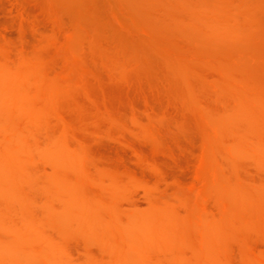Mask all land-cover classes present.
Segmentation results:
<instances>
[{
    "label": "bare ground",
    "instance_id": "bare-ground-1",
    "mask_svg": "<svg viewBox=\"0 0 264 264\" xmlns=\"http://www.w3.org/2000/svg\"><path fill=\"white\" fill-rule=\"evenodd\" d=\"M11 1H19L17 5H20L19 7H21V9L19 7H16L15 11L17 9L22 10L21 5L23 1ZM11 1L8 0L9 3ZM34 1L35 0H33L32 2L34 3ZM202 1L204 3L202 2L198 4L199 8L197 10L199 11H197L198 13L196 14V21H194L197 22V25L195 24V26H202L205 29L207 36L212 40L220 37H223L224 39L231 38L232 36H234V34L237 33L236 30L238 28L239 16H245L246 13L248 14V12H246L247 9L245 5V7H238L239 5L237 7H230V4L228 5L227 2L225 3V1L216 2L215 0V3L213 2L211 4H205V1ZM228 2L230 1L228 0ZM42 3L43 2L41 0L40 4H38V7L42 5ZM11 4L12 3H10V5ZM185 5L187 6V4ZM189 5L190 4H188V6ZM25 6L28 7L26 4ZM193 7L195 9V6ZM40 8H42V6ZM45 8L49 12L51 22L54 25L59 26L61 23L59 20L57 8L50 3H48ZM28 9L30 10V8ZM184 9L187 10V7H184ZM188 9L190 8L188 7ZM20 10L17 11L18 14ZM33 10L40 11L41 9L35 7V9ZM43 10L42 12L44 13ZM62 10L63 9H61V12ZM23 14L25 15V13ZM39 14L37 15V19L41 17H38ZM44 15L46 19H48L45 13ZM16 16L18 19L17 14ZM75 16H77V14ZM22 18H19L18 20H22ZM29 18H31V16ZM33 19L35 18L33 17ZM18 20L17 27L19 28L20 25L18 26V23L21 24V20ZM40 20L43 19L40 18ZM96 20H94L93 18V21H95L97 24ZM32 22L30 21L28 25L30 23L33 24ZM64 22L62 24H64ZM179 24L175 25L179 26ZM190 24H192V22ZM181 25L183 27L182 23ZM37 26L41 28L40 25L33 24L31 26L34 32H38V29L40 30V28ZM92 27H95L96 29V26ZM31 28H29L30 32L32 31ZM200 28L198 30H200ZM43 29L44 28H42V30ZM77 29L79 31V28ZM189 29L190 28H188V31ZM45 30L46 29H44V32ZM92 30H94V28ZM95 31L96 30H94V32ZM193 31H190L189 33ZM195 31L197 33L196 29ZM97 32L99 33V31H96L95 35H93L92 38L99 35L103 36L102 38L105 39V33L101 35L103 32H101V34H98ZM56 33L54 31L50 33H39V36L35 39L34 42H32V45H29L30 47L24 46L26 40L23 43V38L21 39V43L19 44L11 42L13 40L12 38L11 41H8V39L6 38L2 39L3 41L0 42V264H187V259L182 255L184 251L183 249H185V247H190L192 249L194 257L196 259V264H264V250H257V245H255L256 248L253 246V244L251 243L253 240L251 241V237L249 236L250 232L255 233L258 236L257 238H261L264 242V181H261L258 184L256 183L257 185L253 184L255 186H253L250 182L251 186H253L250 188V184L248 182L246 184H249V186L242 183V180H239L240 182H238V180L234 177H226L223 173L224 171L222 170V172L220 170L221 168L218 165V167H216V165H210V163L212 164L213 161H217V153L223 152L225 150V157L233 167H237L240 158L249 157L261 170L264 171L263 90L261 91V89L259 90L257 88H250V85L249 87L246 86L249 89H244L241 86L242 80H238L228 73L224 74V76L222 75L224 78L220 77L219 75V78H221L220 80L223 79L224 81H221V83L219 84V80L218 84L219 86H222L225 90V93L229 95L227 96L230 97V102L228 101L229 103H225L227 101L224 100L226 108L225 110L223 109L224 111L222 113H215V111L212 113V111L206 110L207 107L206 109H201V112L199 111L201 113L200 121L193 115L195 119L199 121L196 122L194 120L196 122L194 126L199 123V125L196 127H199L200 131L196 129V127L192 128L200 132V134H198L200 138L198 143L201 142V144L197 147H200V152L198 157H195V159L197 160L193 166L192 173H190L189 171L191 170L190 168H192V166L188 169L189 166L185 164L188 167H186L187 171L185 170L186 172H184V176L185 173L188 174L187 172H189L191 180L186 184L180 183L177 189H175V191H173L172 193H161L157 195L156 193L158 192L155 190V188L158 187V183H154L157 185L156 187L155 185H153L155 187L154 188L153 186H151V183L150 185L146 183L150 182V179H148V181H143L142 179L144 177L142 179H138L134 175V173L130 172L127 169H122V167L106 165V163L104 165L97 163L95 158L91 155V152L89 151L90 149L88 148L90 144L88 143L89 145L87 146L86 139L81 136V133L85 131L93 133V131H96L97 129L99 131V122L100 120L105 118L111 126L116 127V133L121 136V132L124 131L126 127L125 121L128 120L126 118L128 115L124 113L126 115L125 118L127 120H125V118L122 119L123 116L121 117L120 115L121 110L114 108L109 103L103 102L104 100H102V103L99 102V104L94 103L93 107L91 104L90 107L93 108V110L87 112L89 108L86 109L84 105L80 104L81 101H79L80 103H78L76 102L78 101L76 100L77 98L75 99L74 97L73 100L75 99L76 101H72L69 98L70 96L67 97L68 95L73 93L72 91L69 94L70 85H73V83L77 82L78 80L81 81V79H79L80 72L85 71L87 66H90L91 64L87 65V63H85L82 59L83 56L81 57V54H78V51H76L75 49L79 48L78 44L80 43V41L78 37L75 38L76 41L78 39L79 43L73 42L75 41V38L72 39L73 36H71L72 38L70 39V32L64 33L62 36H59ZM92 33L93 32L91 31L90 34ZM196 33H194L195 36L197 34L199 35L200 32L197 34ZM27 34L29 33L27 32ZM59 34H61V32ZM106 35L107 34H105V36ZM80 37H83V35ZM97 38H95L96 41L100 39ZM209 38L207 40H209ZM29 39L31 41L33 40V38L31 37H29ZM90 39L91 37H89V43H91ZM95 39H93V41H95ZM14 40L18 41V39ZM28 41L29 40H27L26 42V46H28ZM93 41L92 43H94ZM101 42H103V40ZM207 42L209 43V41ZM96 43V45L99 44L98 41ZM73 44H77V46H72ZM102 44L104 43H101L102 48L100 46L99 47L104 52L105 47H103L104 45ZM96 45L94 46L98 47ZM96 51L98 52L99 50ZM100 53L102 54V52ZM114 53L116 54V52ZM102 55H104L103 57L106 58L105 54ZM167 55L171 57L168 53ZM115 56L117 59V55ZM166 59H164V61ZM176 59L175 60L178 61L179 57H177ZM166 61V65L168 66L169 64V67H171L170 59H168V61H170L169 63ZM182 62H178L177 64H181ZM98 64L99 63L97 62V65ZM109 64L110 63H108V65ZM182 64L185 65L184 63ZM99 65H102V63H100ZM181 65L180 67L174 66V69H185V66H183L182 68ZM172 67L170 69L174 70ZM117 68H119V66ZM95 69L96 71L92 70L94 71V73L98 71V67ZM173 72L178 71L174 70ZM185 72H187V70ZM195 72L198 71H192L191 73ZM117 73L118 72L115 71V75ZM179 73L181 74V72ZM187 74L188 73H185V76H187ZM198 74H196V77H199ZM176 75L177 74L170 76L176 77ZM84 76L86 83L87 76ZM203 76L204 75L201 74V78L204 80ZM82 79L84 80V78ZM179 81H181V79ZM185 82L186 85L190 87V85L188 84L189 82ZM215 82L216 81H214L213 83L216 84ZM204 84L205 82H203V86H206V84ZM87 85L89 86V84ZM75 86L76 85H74V87ZM82 86L83 84L81 86L79 85V87L83 89ZM185 88L187 89V92H189L190 88ZM185 88L183 90H185ZM86 90L87 89L85 88V91ZM190 91L192 92L191 89ZM216 92L217 91H215V93ZM74 93L76 92L74 91ZM191 95L194 94L191 93ZM71 96L73 97L72 94ZM174 96L177 97L178 95L176 96L174 94L173 97ZM192 98L195 99V97ZM66 99L67 102L63 101ZM176 100L177 99H175V101ZM188 101L191 103L193 102L190 100ZM201 101L202 103H205V101ZM200 102H197V104L200 105ZM144 103H148V101H143V104ZM150 104L153 105V103ZM175 104H177V102ZM86 105L87 104H85V106ZM205 105H207V103ZM192 106L196 107V105ZM184 107L185 105L182 106V109H184ZM187 107L188 106H186V108ZM191 107L190 109L193 111L195 109L194 112L196 113L197 110L200 109L198 106L197 107L199 109ZM135 108L136 107L132 109L134 110ZM214 108L215 105L213 107V110ZM217 108H220V106ZM153 110L156 111V107ZM121 112H123V110ZM134 112L138 113L136 110H134ZM160 112L162 113V111ZM167 112L169 113V110H167ZM71 114L73 115V117ZM130 117V120L133 122V124L137 125L140 131L144 132L150 137H154L155 127H152V121L153 119H155V117L158 118L157 116L153 118V116L149 114V122L147 125H142L138 123V116L136 117L135 115H130ZM138 119H140L141 121V118ZM123 120L125 121L123 122ZM169 120L172 121L173 119L171 118ZM178 120L180 119H177V121ZM128 122L129 121H127L126 123ZM185 123L183 125H186L188 122L186 124ZM154 124L156 125L155 122ZM158 126L160 125H157V129H159ZM104 127L107 128V126ZM104 127L102 128L104 129ZM163 127H165V125ZM180 127H182V125ZM108 128L106 129V131L104 130L105 133L108 131ZM111 130L112 129H110L109 131ZM177 130H179V127ZM180 131L182 132L181 129ZM101 132L102 134H105L103 133V130H101ZM185 132L184 134L187 135H189L188 133H190V131ZM92 133L89 135L93 136L94 133L93 135ZM87 134L88 133H86L85 135L84 133V135L86 136L85 138H87ZM118 134L114 135L117 137ZM156 135L159 139V135L155 133V137ZM223 135L228 136V138L227 140L226 137L224 138L227 143L224 144L222 142V145L218 138L221 139ZM95 139L98 141L97 137H95ZM120 140L122 141L123 138H120ZM159 141L161 142L162 140ZM192 141L195 142L194 139ZM124 142L126 143V141ZM163 143L164 142H162V144ZM191 145L190 148H192ZM98 146L99 145H97V147ZM152 146L153 145L151 144V147ZM182 146L184 147V145ZM190 148L188 147V149ZM137 150L138 152L140 151L139 149H136V151ZM102 151L105 150L103 149ZM162 151H164L165 153L167 152V149L163 148ZM115 152L117 153V151ZM119 152H121L120 155H123L121 150ZM138 152V157L136 158H138L141 162L145 163L146 167L147 165H149L150 167H153L156 171V168L159 164L155 162V159L153 160V157L151 158L147 157V155H142V153L146 152ZM169 152L171 153V151ZM158 153L164 154L160 153V151ZM107 156L110 157L108 153ZM112 156L114 155L112 154ZM169 159L171 160L172 158ZM181 160L184 161V159ZM97 161L100 162V159ZM136 163L138 164V162ZM172 163H174V160ZM44 164L49 165L47 166L49 172L42 169L45 168L44 166L41 168V165ZM156 164L158 165L156 166ZM160 166L161 165H159L158 168H160ZM176 166L178 167V165ZM49 167H51V170H49ZM153 168L151 169L154 170ZM181 168L179 165L178 169L183 171L184 168ZM148 169L150 168L148 167ZM162 169L165 170L164 168ZM136 173L138 174V172ZM180 173L181 172H179V174ZM231 173L233 175V173L235 172ZM158 174L161 175V173H157V175ZM163 174L166 175L165 172H163ZM177 174L175 176H177ZM235 174L233 176H236ZM159 175L158 177H160ZM170 175L172 176V174ZM175 176H173L172 179ZM162 177L163 176H161V178ZM177 178L178 177H176L175 180ZM170 179L171 178H169V180ZM179 179H181V177ZM184 179L185 178H183V181ZM158 181L161 182V180L159 179ZM162 181L164 185L165 182H167V180L165 182L164 180ZM135 183L137 185H141L140 187L143 188V194L147 200V206L143 210L141 209V211L139 212L124 214V212L122 213L120 211V205L118 207L117 200L120 197L126 196L131 186H133V184ZM161 185L162 184H160L159 187ZM208 188H212L215 192V207H217L216 209L219 212L218 215H211L209 214L210 212L206 211V208H204V197H206V195L204 196V194H209ZM171 189L169 191H171ZM206 189H208V193L207 191L206 193H204ZM158 191H160V188ZM176 202L183 205H189L185 207V210L187 209V207L189 209L188 216L181 215L182 218L181 216H179L175 207V205H178V203ZM183 216L187 217L183 219ZM188 225H192L191 228L193 227L195 229L194 233L191 234V232L193 231L190 232L187 229ZM73 232H77L78 234H80V236L83 237L84 241L95 243L96 245H98V250H101L104 256L97 257V255L99 254H97L96 256L92 254H86L84 257L82 254L83 257H81V260H79L80 258L76 261L72 260V257L69 255L70 251H67L66 249V240ZM71 238H73V236ZM233 242L238 245L239 250V253L237 255L238 259L236 261L233 259L231 252V244ZM259 249L261 248L259 247ZM89 253H91L90 250Z\"/></svg>",
    "mask_w": 264,
    "mask_h": 264
},
{
    "label": "rangeland",
    "instance_id": "rangeland-1",
    "mask_svg": "<svg viewBox=\"0 0 264 264\" xmlns=\"http://www.w3.org/2000/svg\"><path fill=\"white\" fill-rule=\"evenodd\" d=\"M21 1H23L22 5H21L22 10H20L21 9V7H19L20 5L19 6L17 5L19 1H17V2L11 1L10 2L13 5L16 4L17 6L14 5L15 7L12 4L10 5L8 0H1L0 1V42L3 41L2 39L7 38L8 41H11L13 39L11 42H14L15 44H19V43H21V39L23 38V43L25 42V40H26V42H27V40H29L28 46H26V44H27L26 42L24 43V46L30 47L32 45V42H34L35 39L39 36L38 35L39 33H42V32L43 33H50L53 31L55 33L58 32L56 34L59 36H62L64 33L70 32V39L72 38L71 36H73L72 39H74L75 37L76 38L78 37L80 43L78 42V39L76 41V38L74 39L75 41H73V42L79 43L78 44L79 48L78 49L75 48V49H76V51H78V54L79 53L81 54V57L83 56L82 59L84 60V62L87 63V65L88 64H91V65L90 66L86 65L87 66L86 70L80 72V78L79 79H81V81L78 80L77 82H75L77 84L73 83V85L71 84L72 86L70 85L69 94L72 91H73V93H74V91L76 93H74V94L71 93L73 95V97L71 96V94L68 95L67 97L70 96L69 98L72 101L78 100V101H76L78 103H80L79 101H81L80 104L84 105V107L86 109H88V108L90 109V110L88 109L87 112H90L93 110V108L90 107L91 104L93 107L94 103L99 104V102L102 103V100H104L103 102L109 103L114 108L120 109L121 111L123 110V112L120 111L121 117L123 116L122 119L125 118L126 115H128L126 117L128 120L126 118H125V120L129 121L128 123H126L127 121L123 120V122L125 121V126L127 128L125 127V129H124L125 132L124 131L121 132L122 133L121 136L118 133H116L117 132L116 127L111 126L105 118H104L105 121H104V119L100 120L99 131H98V129L96 131H93L94 135L92 132L89 133V131H85V132L81 133V136L84 139H86L87 146L90 144L88 146V148L90 149L89 151L91 152V155L95 158L97 163H100L103 165L106 163V165L118 166V167H122V169L123 168L127 169L130 172L134 173V175L138 179H142L143 177H144L142 179L143 181H148V179H150L149 180L150 182H146V183H148V185H150V183H151V186L155 185V187H156L157 186L156 184L158 183V187L155 188L153 186L155 188V190L158 192V193H156V191H155V193L157 195L161 194V193H172L173 191H175V189H177V187L180 183L186 184L191 180V176H189V174L192 173L193 166L197 160V159H195V157L197 158L199 155V152H200V147L197 148L201 144V142L198 143L200 140L198 134H200V132H198L199 127H196L199 125V123H197L196 126H194V125L196 122L200 121L201 109H204V108L206 109V107H207L206 110H210V111H212V113L214 111H215V113H222L226 108L225 103L230 102V97H228L229 95L227 93H225V90L222 86H219L221 81H224L223 79L220 80L221 78H219V75H220V77H223L224 74H227V73L231 74L234 78H236L238 80H242V83H241L242 88H244V89L248 88L250 85V88H257L259 90L261 89V91L263 90V92H264V0H229L230 2H228V0H216V2L217 1H221V2L225 1V3L227 2L228 5L230 4L229 5L230 7H237L238 5H239L238 7H240V6L245 7L246 6V9L249 11L246 10V12H248V14L246 13L247 15L245 14V16L244 15L239 16V22L240 23L238 22V28L236 30L237 33H235L234 36H232L231 38H224V39H223V37H220V38H216L213 40L207 36V33L202 26H195V24L197 25V22H194V21H196V14L198 13L197 11H199V10H197L199 8L198 4L202 3L203 2L202 0H197V1L196 0H57V1H55V0L54 1L53 0H42L43 3L39 7H38V4H40L41 0L40 1L35 0L34 3L32 2L33 0H29V1L21 0ZM204 1H205V4H208V3L211 4L213 2L215 3V0H209V1L204 0ZM24 2L28 7L25 6ZM48 3L53 4L57 8L59 20L61 23L59 26L54 25L50 20L49 12L45 8V6ZM241 3L243 4V6ZM30 4H31V6H30ZM185 4H187V6ZM188 4H190V5L188 6ZM191 4H192V6H191ZM34 5L36 8L41 9L40 10L41 13H40V11L33 10V9H35ZM182 5H183V7H182ZM41 6H42V8H40ZM193 6H195V9ZM16 7L17 8L19 7L20 9H17L15 11ZM184 7L185 8L187 7V10L184 9ZM188 7L190 9H188ZM28 8H30V10ZM23 9H24V11H23ZM61 9H63L62 12H61ZM19 10H20V12L18 14L17 11H19ZM32 10H33V12H32ZM42 10L44 11V13L48 17V19H46ZM21 11H23V12H21ZM194 11H196V12H194ZM23 13H25V15ZM32 13H33V15H32ZM112 13H114V14H112ZM16 14L18 15V19L22 18V16H23L22 20L20 19L21 24L18 23V26L20 25L19 28L17 27V20L18 19H17ZM38 14H39L38 17L41 16L40 18L43 20H40V18L37 19ZM76 14L78 17L75 16ZM117 15H119V16H117ZM30 16H31V18H29ZM115 16H116V18H115ZM33 17L35 19H33ZM72 17L74 20L72 19ZM93 18H94V20L97 19L96 20L97 24L95 21H93ZM118 18H119V20H118ZM27 19H28V21H27ZM20 20H18V21H20ZM62 20H63V22L68 21V22H66V25H65V22H64V24H62L63 23ZM26 21H27V24H26ZM30 21L31 22L33 21L32 23L35 25L41 26V28L39 26H37L40 28V30L38 29V32H34L32 30L31 26L33 24L30 23L28 25V23ZM39 21H40V23H39ZM73 21H74V23H73ZM99 22H100V24H99ZM179 22H180V24H179ZM191 22H192V24H190ZM181 23L183 24V27H182ZM24 24H26V25H24ZM78 24H80V25H78ZM175 24H179V26L175 25ZM21 26H22V28H21ZM25 26L26 27L29 26V27L26 28ZM92 26H96V29H95V27H92ZM76 27L79 28V31ZM97 27H98V30H97ZM200 27H202V28H200ZM29 28H31V30H32L31 32H30ZM42 28L46 29L45 32H44V29L42 30ZM93 28H94V30L99 31L100 34H101V32H103L101 35H103L104 33L107 34L106 36L104 34L105 39L102 38L103 36H99L98 32H97L98 36H95L92 38V36L95 35V32H96V31L94 32V30H92ZM188 28H190L189 31H188ZM199 28L201 31L198 30ZM22 29L23 30L27 29V30L23 31ZM195 29L197 30V33L200 32L201 34L199 33V35H198L196 33ZM71 30H72V34H71ZM26 31L29 34H27ZM75 31L76 32L78 31V32L76 33ZM91 31L94 34L93 33L90 34ZM190 31H193L197 35L195 36V34L193 32H191L193 34L189 33ZM60 32H61V34H59ZM202 32H203V35H202ZM147 33H148V35H147ZM17 34H18V36H17ZM32 34H34V35H32ZM81 34L83 35V37H80V36H82ZM149 34H150V36H149ZM192 35L195 37H193ZM4 36H5V38H4ZM29 37L33 38V40L31 41L29 39ZM89 37H91V39H90L91 43H92L93 39H95L97 37L100 38L101 40L100 39L97 40L100 45L99 44L96 45L97 44L96 39H95V41H93L94 42V43H92L93 45L91 43H89L88 42ZM203 37L204 38L208 37L209 40H207L208 38L204 39ZM26 38H28V39H26ZM80 38H82V39H80ZM14 39H18V41L20 39V41L18 42L17 40H14ZM84 39H86V40L88 39V40L86 41ZM102 40H103V42H101ZM207 41H209V43ZM212 41H214V42H212ZM16 42H18V43H16ZM73 42H71V43H73ZM101 43H104V44H102V45H104L103 47H105L104 52L101 49L102 48ZM89 44H91V45H89ZM75 45L77 46V44H75ZM75 45L73 44L72 46H75ZM94 45H96L98 47H95ZM72 46H71V48H72ZM94 48H95V50H94ZM96 50H99V51L97 52ZM106 50H107V52H106ZM112 51H113V53L116 52V54L115 53L114 54L117 55V59H116V56L112 53ZM100 52H102V54H105L106 58L103 57L104 55H102ZM167 53L173 59L171 57H169L167 55ZM185 53H186V55H185ZM166 55L168 56V58ZM107 56H108V58H107ZM185 56H186V58H185ZM112 57L114 58V60ZM124 57H126V58H124ZM177 57H179L178 61H176ZM84 58L86 59V61ZM164 59H166L167 61L166 60L165 61L168 63L171 61L170 66L171 67L173 66L172 67L173 69H174V66L180 67V65L182 63L185 64V65H183V64L181 65L182 68H183V66H185L184 67L185 69H182L183 70V72H182L181 68H178V69L175 68L174 70H176L178 72H173L174 70L170 69L171 67H169V64H168V66L166 65L167 63H165ZM168 59H170V61H168ZM186 59H187V61H186ZM96 61L99 64L102 63V65H99V64L97 65ZM174 61H175V63H174ZM182 61H184V62H182ZM178 62H182V63L177 64ZM92 63L93 64L95 63V64L93 65ZM108 63H110V64L108 65ZM172 63H173V65H172ZM186 64H188V65H186ZM117 65L119 66V68H117L118 67ZM120 66L121 67L123 66V67L121 68ZM90 67L93 69H91ZM97 67H98L97 70L99 72L97 71L98 73L97 72L94 73V71H92V70L96 71L95 68H97ZM99 67H101L102 69ZM124 67L129 68V69H126ZM125 69L127 70V72ZM186 70H187V72H185ZM115 71L118 72L116 75H115ZM171 71L173 72V74ZM192 71H198V72L191 73ZM91 72H93V73H91ZM179 72H181V74ZM111 73H112V75H111ZM182 73H183V75H182ZM185 73H188L187 76H185ZM95 74H97V75H95ZM175 74H177L176 77L170 76V75H175ZM196 74H198L199 77H196L197 76ZM201 74L204 75L203 76L204 80L201 78ZM84 75L87 76L86 77V83H85V76ZM180 75H181V77H180ZM82 78H84V80ZM177 78L179 80L181 79V81H179ZM198 78L202 79V80H199ZM185 81L189 82L188 84L190 85V87L188 85H186ZM214 81H216L215 83L217 85L213 83ZM218 81H219V84H218ZM203 82H205L206 86H203ZM210 82H212V83H210ZM80 83L83 84V86H82L83 89L81 87H79V85L80 86L82 85ZM201 83H202V85H201ZM87 84H89V86ZM74 85H76V86L74 87ZM84 85H85V88L87 89L86 91H85ZM184 86L188 87V89L190 88L192 90V92L190 91V89H189V92H187V89ZM246 86H248V87H246ZM184 88H185V90H183ZM221 88H223V89H221ZM221 90L224 93H222ZM88 91H89V93H88ZM215 91H217V92L215 93ZM219 92H220V94H219ZM187 93H188V95H187ZM191 93L194 95H191ZM174 94L176 96L178 95L177 96L178 98L175 96L173 97ZM185 94L187 95V97ZM86 96H88V97H86ZM74 97H75V99L76 98L77 99L73 100ZM190 97H191V99H190ZM192 97H195V99ZM175 99H177V100L175 101ZM180 99H182V100H180ZM197 99H199V100H197ZM188 100L193 101V102L191 103ZM201 100L205 101V103L204 102L202 103ZM220 100H222V101H220ZM224 100L227 102L224 103ZM63 101L67 102V99L63 100ZM68 101H69V99H68ZM143 101L144 102L148 101V103H144L145 104L144 105ZM169 101L170 102L172 101L171 104ZM196 101L198 103L201 101L200 105H198ZM129 102L130 103L133 102V103L130 104ZM166 102H168L169 104ZM176 102H177V104H175ZM179 102H181V103H179ZM188 102H189V105H188ZM150 103H153V105ZM206 103H207V105H205ZM220 103H221V105H220ZM85 104H87V105L85 106ZM88 104H89V106H88ZM184 105H185V107H184V109H182V106H184ZM192 105H194V106L196 105V107H193ZM209 105H210V107H209ZM214 105H215V108L213 110ZM152 106H153V109H155V107H156V111H158L159 113H161L160 111H162V113L159 114L158 112L153 110ZM186 106H188V107L186 108ZM191 106L193 108H198V107L200 108V109L198 108L199 110L196 109L198 115L196 112H194L195 109H194V111L190 109ZM216 106L217 107L220 106V108H217ZM134 107H136L134 110H136L139 114L134 112V110L132 109ZM137 107H138V109H137ZM208 107H209V109H208ZM166 109L169 110V113L167 112ZM148 113L151 114L153 116V118L155 116L158 117V118L155 117V119H153V121H152V127L153 128L155 127L154 128V131H155L154 137H150V136L146 135L144 132L140 131L139 128L137 127V125L133 124V122L130 120V118H131L130 115H135L136 117L138 116L137 117L138 123H140L142 125H147L149 122V114ZM156 113H158V114H156ZM71 115H70V117H71ZM73 115H74V113H73ZM73 115H72V117H73ZM193 115L197 119H199V121L196 120ZM168 117H169V119L172 118L173 120L172 121L169 120ZM138 118H141L142 122ZM177 119H180L181 121H183V119H184V121L183 122H181L180 120L177 121ZM158 120H160V121H158ZM154 122L156 123V125L154 124ZM160 122L162 124L166 123V124H164L165 127H163L164 125H162ZM185 122L186 123L188 122L189 125H188V123L186 124ZM184 123L186 125H183ZM157 125H160V126H158L159 129L156 128ZM181 125H182V127H180ZM104 126H107V128L109 126L108 131L110 129H112V130L109 132L107 131L105 133L107 128H105ZM183 126H184V128H183ZM102 127H104V129ZM178 127H179V130H177ZM192 127H194V128L196 127V129H198V130H196ZM190 128H192V129H190ZM180 129L182 130L183 133L180 131ZM101 130H103V133H105V134H102ZM97 131H98V133H97ZM185 131H187V132L190 131V133H188L189 135L184 134ZM84 133H85V135H86V133H88L87 138H85L86 136L84 135ZM91 133L93 136L89 135ZM155 133L158 134L161 139L160 138L158 139L157 135H156V137H157L156 138ZM114 134H118L117 137ZM183 134H184L185 138H184ZM90 136L93 138H91ZM119 136H120V138H123L122 141L120 140ZM95 137H97L98 141L95 139ZM225 137L227 140L228 136H225V135H223L221 137V139L220 138H218V139L221 143L223 142L225 144V143H227V141L224 139ZM188 138H190L191 140ZM89 139H90V141H89ZM184 139H186V140H184ZM193 139L195 140V142L192 141ZM94 140H95V143H94ZM159 140H162V141L160 142ZM124 141H126V143ZM162 142H164L165 144L163 143L164 144L163 145ZM160 143H161V145H160ZM186 143H187V146H186ZM223 143H222V145H223ZM151 144L153 145L152 147H151ZM197 144H199V145H197ZM97 145H99V146L97 147ZM156 145H157V147H156ZM182 145H184V147ZM190 145L192 148H190ZM162 147L164 149H167V152L164 153V151H162L163 150ZM186 147H187V149H186ZM188 147L191 150L188 149ZM151 148H154V149H151ZM178 148H180V149H178ZM103 149L105 151H102ZM136 149H139L140 153L146 152V153H142V155H144V156L147 155V157H151V158L153 157L152 159L153 160L155 159V162L158 163L159 165H161L160 168H158L159 165L156 164V166L158 165V167L156 168L157 172L155 171V169L153 167H150L149 165H147V167H146L145 163L141 162L138 158H136V157H138L137 156L138 150L136 151ZM114 150L117 151L118 154ZM120 150L122 151L123 155H120L121 154V152H119ZM130 150L132 153L130 152ZM154 150L156 151L157 154L155 153ZM159 151H160V153H164V154L167 153V154L166 155L159 154L158 153ZM169 151H171V153ZM179 151L181 152V155H180ZM224 151L217 153V155H218V156H216L217 161L216 162L213 161L214 164L212 162V164L210 163V165H212V166L216 165V167L219 166L221 168L220 170L224 171V172L223 171L222 172L224 173V175L226 177H230V178L234 177L235 179L238 180V182H240L239 180H242L241 182L244 184H246L248 182L250 184V186H249V184H246V185H248L250 188L257 185L259 182L264 181V171L261 170L254 163V161L251 158H249V157L240 158L238 161V165L235 168L229 163V161L225 157L226 154H224V153H226V151L225 152ZM106 152L108 153V155H110V157L107 156ZM174 152H176V153H174ZM112 154L114 156H112ZM115 154H117V155H115ZM119 155L121 158L119 157ZM148 155H150V156H148ZM168 156H169V158H172L171 159L172 161L168 158ZM103 157L105 158V160ZM108 157H109V159H108ZM159 158H161V159H159ZM178 158H180V159H178ZM99 159H100V162L97 161ZM137 159H138V161H137ZM176 159H178V160H176ZM181 159H184V161H182ZM117 160H120V161H117ZM173 160H174V163H172ZM102 161H104V162H102ZM136 162H138V164ZM125 163H126V165H125ZM160 163H163L165 167L163 166V164H160ZM185 164H187L189 167ZM176 165H178V167ZM179 165H180V168L182 167L181 169L184 168L183 171L178 169ZM183 165H184V167H183ZM43 166L45 168H42ZM47 166H49V165L44 164V165H41V168L43 170L49 172ZM191 166H192V168H190ZM131 167L133 168V170ZM148 167L150 169H148ZM186 167H188V169L190 168L191 170H189L190 173L187 172L188 174L185 173V176H184V172L187 171ZM216 167H214V168H216ZM151 168H153L154 170H152ZM162 168H164L165 170H163ZM231 168H233V169H231ZM49 170H51V167H49ZM151 170L155 171V172H152ZM158 170H159V172H158ZM166 170H167V172H166ZM136 172H138V174ZM163 172H165L166 175H164ZM179 172H181L183 176L181 175V173L179 174ZM231 172L237 173V174L233 173V175L235 174L236 176H233ZM157 173H161V175L158 174L160 177H158ZM136 174L139 176H137ZM167 174L168 175L172 174V176L171 175L168 176ZM176 174H177V176H175ZM155 175H157V176H155ZM161 176H163V177L161 178ZM173 176H175V177L172 179ZM176 177H178L176 179L177 181L175 180ZM180 177H181V179H179ZM182 177L185 178L184 179L185 182L183 181ZM157 178L159 180H161V182L158 181ZM166 178H168V179H166ZM169 178H171V179L169 180ZM152 179H153V182H152ZM162 180H164V182L167 180V182H165V185H164ZM155 182H156V184H154ZM250 182L252 183V185L253 184H255V185L251 186ZM159 183L162 184L160 187H159V185H160ZM171 184H173V185H171ZM140 186L141 185H139V184L137 185L136 183L133 184V186H131V188L129 189V192H127L128 194H126V196L118 198L117 205H118V207L120 205L119 209L122 213L124 212V214H125V213L139 212V211H141V209L143 210L147 206V200L143 194L144 193L143 188ZM172 186L173 187L175 186V187L173 188ZM159 188H160V191H158ZM171 188H173V189H171ZM170 189H171V191H169ZM208 189H209V194H204V196L206 195V197H204L205 198V201H204L205 206H204V204H203V206H204V208H206V211L210 212L209 214L218 215L219 212L216 209L217 207H215L216 206V200H215V195H214L215 192L212 188L211 189L208 188ZM208 189H206L204 193H206V191L208 193ZM165 190H167V191H165ZM206 198H207V200H206ZM176 203H178V202H176ZM186 206H189V205H186V204L183 205L180 203H178V205H175V207L177 209V213L179 214V216H181V215H187L188 216L189 215L188 207L186 209L187 211L185 210ZM123 208H125L126 210ZM122 209H123V211H122ZM125 211H127V212H125ZM187 216H183V219L186 218ZM181 218H182V216H181ZM189 225L187 226V229L190 232L193 231V232H191V234H192V233H194L195 229L193 227L191 228L192 225L191 226H189ZM77 234H78L77 232H73L71 234L73 236V238H71L72 236L70 235L71 237L70 236L68 237L69 240L68 239L66 240V249H67V251H70L69 255L72 257V260L76 261L79 258H80L79 260H81V257H83V256L85 257L86 254H92L94 256L99 254L100 256L97 255V257H103L104 256L103 253L101 252V250H98V245H96L95 243L84 241L83 237L80 236V234H78V235ZM253 235H254V237L255 236L256 237L254 238ZM249 236L251 237V241L253 240L251 242L253 244V246L255 247V245H257V248L255 247L257 250H264V247H263L264 242L262 241L261 238H257L258 236L252 232L249 233ZM259 247L261 249H259ZM190 249H191L190 247H185V249H183L184 251L182 250L184 253V254L182 253V255L187 259V264L188 263L189 264H192V263L196 264V259L194 257L193 251H192V249L191 250ZM89 250L91 253H89ZM98 252H100V253H98ZM231 252H232L233 259L236 261L238 259L237 255L239 253V250H238V245L235 242H233L231 244ZM185 253H187L188 255ZM82 254H83V256H82ZM75 258H77V259H75ZM193 260H194V262H193Z\"/></svg>",
    "mask_w": 264,
    "mask_h": 264
}]
</instances>
